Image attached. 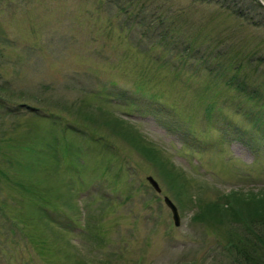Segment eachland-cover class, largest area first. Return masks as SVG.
<instances>
[{
  "label": "rangeland",
  "instance_id": "1",
  "mask_svg": "<svg viewBox=\"0 0 264 264\" xmlns=\"http://www.w3.org/2000/svg\"><path fill=\"white\" fill-rule=\"evenodd\" d=\"M262 113L264 0H0V264H232Z\"/></svg>",
  "mask_w": 264,
  "mask_h": 264
},
{
  "label": "trees",
  "instance_id": "2",
  "mask_svg": "<svg viewBox=\"0 0 264 264\" xmlns=\"http://www.w3.org/2000/svg\"><path fill=\"white\" fill-rule=\"evenodd\" d=\"M117 0H108V3L115 4ZM132 1V0H131ZM120 10L121 8L118 7ZM124 12H127V9H121ZM163 35V34H161ZM162 38V37H161ZM239 66H241L240 70L244 67L241 63H238ZM231 79L236 82L237 76H232ZM8 109H13V111H20V110H29L34 113H39V109L33 105L26 104L25 102H21L16 104L12 107V105L8 104ZM264 114V113H262ZM263 117V116H262ZM90 118L93 119V116L90 114ZM72 125L78 126L79 128H86L83 125L84 124H78L75 122ZM86 126V125H85ZM135 141V140H133ZM145 147L140 149L141 152H146L144 150ZM37 151H33L31 149H24V153H26L28 156L29 154L32 155L31 158L27 159L28 161H31L32 158L33 161L29 162L30 169L29 171H32V167H36L38 163H36L35 155ZM149 154V153H147ZM34 156V157H33ZM150 156V155H149ZM158 160L156 162L162 161L165 163V161L162 159L161 155L158 156ZM35 162V163H34ZM36 164V166H35ZM251 196H261L258 192H253L250 194ZM227 196V194H226ZM228 197V196H227ZM253 198V197H251ZM236 199V198H235ZM235 199L232 202L229 201V197L227 198L226 206L219 203V202H200L202 204L198 205L197 212L194 214V219L201 220L203 222H207L210 226H217L221 227V220L222 217H228V219L231 221V223H236L240 221V212L236 211V207L238 209V204L234 203ZM255 200H257L255 198ZM242 202V200H241ZM236 205V206H235ZM263 208V207H262ZM261 203L254 202V208L253 211L250 212V215L253 218H249L247 220L244 219V221L241 224L243 227L245 234L244 237H247L246 239L243 237L241 240L238 241V238H236L235 233L228 230L227 232V242L224 241V248L222 250V253L225 255H230L232 257V264H264V212H260L262 210ZM244 212V211H242ZM240 239V238H239ZM243 245V246H242Z\"/></svg>",
  "mask_w": 264,
  "mask_h": 264
},
{
  "label": "water",
  "instance_id": "3",
  "mask_svg": "<svg viewBox=\"0 0 264 264\" xmlns=\"http://www.w3.org/2000/svg\"><path fill=\"white\" fill-rule=\"evenodd\" d=\"M149 180V182L152 184V186L155 188L156 191H160V188L157 184V182L155 180H153L152 177L148 176L147 178ZM164 201L165 203L167 204V206L171 209L172 211V217L174 219V222L176 225L179 224L180 222V218H179V214H178V211H177V208L176 206L173 204V202L168 198V197H164Z\"/></svg>",
  "mask_w": 264,
  "mask_h": 264
}]
</instances>
